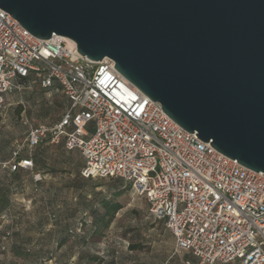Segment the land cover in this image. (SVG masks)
Instances as JSON below:
<instances>
[{"label": "built area", "instance_id": "built-area-1", "mask_svg": "<svg viewBox=\"0 0 264 264\" xmlns=\"http://www.w3.org/2000/svg\"><path fill=\"white\" fill-rule=\"evenodd\" d=\"M28 77L44 89L56 84L68 105L57 123L30 126L25 146L1 168L31 170V159L18 158L22 149L63 137L66 149L83 158L81 177L121 179L146 199L148 214L173 237L175 253L189 252L195 264H264L261 172L179 127L112 60L92 61L62 36L36 38L0 8V110Z\"/></svg>", "mask_w": 264, "mask_h": 264}, {"label": "water", "instance_id": "water-1", "mask_svg": "<svg viewBox=\"0 0 264 264\" xmlns=\"http://www.w3.org/2000/svg\"><path fill=\"white\" fill-rule=\"evenodd\" d=\"M32 36H62L183 130L264 176V0H0Z\"/></svg>", "mask_w": 264, "mask_h": 264}, {"label": "rangeland", "instance_id": "rangeland-1", "mask_svg": "<svg viewBox=\"0 0 264 264\" xmlns=\"http://www.w3.org/2000/svg\"><path fill=\"white\" fill-rule=\"evenodd\" d=\"M37 88L42 89L38 82L30 80L0 110V155L12 153L19 145L25 146L27 130L37 126L39 118L53 123L62 114L60 103L50 104L34 91ZM25 190L28 195H40L38 187ZM43 191L41 197L49 200L54 209L50 215L57 220H50L56 231L0 235V264H185L191 258L187 252L173 251L174 240L164 224L148 214L146 199L134 195L117 178L57 179L52 173ZM101 199L117 201L123 208L106 228L100 224L91 229L93 216L84 210ZM65 220H70L67 223L78 230L61 232Z\"/></svg>", "mask_w": 264, "mask_h": 264}, {"label": "crops", "instance_id": "crops-1", "mask_svg": "<svg viewBox=\"0 0 264 264\" xmlns=\"http://www.w3.org/2000/svg\"><path fill=\"white\" fill-rule=\"evenodd\" d=\"M34 91L41 93V98H45L50 104H52V102L57 104L60 103L63 114L68 103L64 96L61 94V96L59 95L61 92L56 84L50 89L37 88L34 89ZM11 96L6 97L5 105ZM62 114L57 121L53 122L54 124L60 120ZM50 123L52 122H48L46 118H39L38 120V125L48 126ZM53 123L51 125H53ZM41 147L43 148V155L41 159L38 160L37 165H34L32 162L33 167L31 170L20 168L15 172H11L8 168L3 169L0 167V235L10 234V232L24 234H50L55 232L56 229L52 226L50 220V211H54V209L51 208L52 206L49 200L45 197H41L44 196L43 193H45L43 188L47 187L52 173H54L57 179L64 178L65 176H68L70 179H74L75 177L82 178L80 176V170L83 166V158L78 150L66 149L63 137L57 144L45 142ZM31 151L32 150L24 147L18 158L31 159ZM11 157L12 153L2 154L0 155V162L9 161ZM83 179L84 178H82V180ZM36 187H38L40 195H28L27 190L24 191V189H36ZM20 192L21 194H19ZM74 211H76V208ZM84 211L88 214L91 213L93 216V226H91V229H97L100 224L102 225L105 223V218L102 217L103 211L99 208L98 203H95V205L90 203ZM94 211L97 212L95 213ZM34 213H36V215H34ZM88 218L90 217L88 216ZM64 222L65 225L61 227V232H65V230L71 231L72 228L74 231L78 230L75 226L71 227L70 224L67 223L70 222V220H65ZM61 232L59 231V234H61ZM168 234L173 239L169 232ZM183 252L186 253V251ZM186 255L191 256V258L186 261H195L189 252H187Z\"/></svg>", "mask_w": 264, "mask_h": 264}, {"label": "trees", "instance_id": "trees-1", "mask_svg": "<svg viewBox=\"0 0 264 264\" xmlns=\"http://www.w3.org/2000/svg\"><path fill=\"white\" fill-rule=\"evenodd\" d=\"M35 81L33 78L28 77V78H20L19 82L22 86H24L26 83H28L29 81ZM37 82V81H35ZM91 132V128L89 129ZM45 143V142H43ZM39 144L38 146L34 147L31 151V160L34 163V165H37L38 160L41 159L42 155H43V148L41 147V145L43 144ZM81 176V175H80ZM83 178V177H82ZM118 179V178H117ZM120 181L124 182L123 180L119 179ZM127 186L128 184L126 182H124ZM99 207L100 209H102L103 211V216L105 218V223H104V227L106 228L113 220L115 214L117 212H119L122 208L123 205H121L119 202L117 201H113L110 202L107 199H101L98 201ZM95 213L97 211H94ZM101 217V218H102ZM50 218L53 222H56V217L55 215H50ZM72 232V231H69ZM5 236H8L9 234H4ZM193 257V256H192ZM193 259L195 260V258L193 257Z\"/></svg>", "mask_w": 264, "mask_h": 264}]
</instances>
